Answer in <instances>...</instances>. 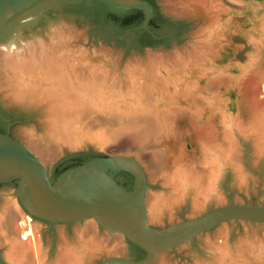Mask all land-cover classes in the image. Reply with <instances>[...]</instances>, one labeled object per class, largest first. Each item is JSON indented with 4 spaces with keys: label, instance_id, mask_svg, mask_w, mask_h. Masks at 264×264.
I'll list each match as a JSON object with an SVG mask.
<instances>
[{
    "label": "rangeland",
    "instance_id": "rangeland-1",
    "mask_svg": "<svg viewBox=\"0 0 264 264\" xmlns=\"http://www.w3.org/2000/svg\"><path fill=\"white\" fill-rule=\"evenodd\" d=\"M44 1L7 25L32 21L33 6ZM99 4L47 7L0 42V110L16 121L11 137L48 177L78 152L134 159L146 176L152 227L223 205L264 204V0H155L173 29L142 50L137 34L121 32ZM12 57L36 63L16 75L6 66ZM61 59L73 87L52 75ZM180 176L187 190L175 203ZM129 243L94 220L33 218L18 208L15 188L0 185V264L132 259ZM153 264H264V223L220 224L160 252Z\"/></svg>",
    "mask_w": 264,
    "mask_h": 264
},
{
    "label": "water",
    "instance_id": "water-1",
    "mask_svg": "<svg viewBox=\"0 0 264 264\" xmlns=\"http://www.w3.org/2000/svg\"><path fill=\"white\" fill-rule=\"evenodd\" d=\"M43 0H0V42L10 29L31 24L47 7L80 4L84 0H47L33 6L32 21L22 17L15 24L7 22L36 2ZM113 14L136 9L144 14L141 25L147 29L153 17L152 6L142 0H98ZM103 155V154H100ZM122 171L132 176L130 190L116 180ZM15 188V200L21 212L52 224H70L94 220L104 231L123 235L130 243L145 251L139 260L106 257L98 264H153L158 254L173 249L207 230L229 221L264 223V204H228L214 207L182 222L152 227L147 223L144 205L146 176L132 158L107 156L92 158L65 170L54 181L30 151L24 149L8 133H0V185Z\"/></svg>",
    "mask_w": 264,
    "mask_h": 264
},
{
    "label": "trees",
    "instance_id": "trees-1",
    "mask_svg": "<svg viewBox=\"0 0 264 264\" xmlns=\"http://www.w3.org/2000/svg\"><path fill=\"white\" fill-rule=\"evenodd\" d=\"M147 3H149L151 6H153V17L150 19L147 29H143L141 27L143 21H144V14L136 9H131L129 12L123 14V15H117L111 13L107 7L104 9H101V5L99 4V10H102V12L106 13V15H109L111 18L115 19L117 21V27L121 30V32H127L130 33H136L137 38L140 41L139 44H141V50L151 47L156 48L163 40V38L167 37V35H161L162 33H170V31L173 29H170V25L172 22L165 16L159 15V13L156 10L155 0H142ZM104 6V5H103ZM166 23V24H163ZM171 23V24H170ZM175 30H179V27H175ZM104 155L96 154L92 151H86V152H78L75 154H72L70 156H66V158L60 160L56 166L53 169L52 175L49 177L51 181H54L56 177H58L62 172H64L67 169L77 167L86 161L96 158V157H103ZM116 180L120 184V186L126 190L131 189V185L133 183L132 176L129 173L120 171L117 176ZM131 248L135 251L134 257L132 260H139L145 256V251L139 248L138 246L129 243Z\"/></svg>",
    "mask_w": 264,
    "mask_h": 264
},
{
    "label": "bare ground",
    "instance_id": "bare-ground-1",
    "mask_svg": "<svg viewBox=\"0 0 264 264\" xmlns=\"http://www.w3.org/2000/svg\"><path fill=\"white\" fill-rule=\"evenodd\" d=\"M38 56H43V57H46V56H48V54L46 53H44V51L43 50H38ZM35 61H32V62H30V63H26V62H23V61H20L19 60V58H10L7 62H6V66L7 67H9V69H11V70H14L13 72L17 75L18 74V72L20 71V70H25V69H29V68H32V65H30V64H32V63H34ZM36 63V62H35ZM53 65H55L54 66V68H51L50 70H51V72L53 73L52 75L53 76H58V78H59V80H64L67 84H68V86H70V87H73V85H72V81L71 82H69V78H70V80H71V77H72V73H71V69L69 68V67H67L68 65H67V61L64 59V60H55V61H53ZM39 66V65H38ZM41 66H43V64H41ZM16 69H17V71H16ZM25 71H28V70H25ZM68 81V82H67ZM64 83V82H63ZM87 84H85V86H86ZM94 85V84H93ZM95 86H97V85H95ZM97 88V87H96ZM95 88V89H96ZM88 89V88H87ZM91 89V88H90ZM90 89H88V91H90ZM91 92H92V89H91ZM90 95H91V97H92V93H90ZM90 95H86V96H90ZM86 98H88V97H86ZM85 98V99H86ZM82 99H84L83 97L80 99V100H82ZM89 100V99H88ZM89 101H91V100H89ZM79 102V101H78ZM80 103H83V101L82 102H80ZM93 103V102H92ZM75 105V104H74ZM77 105V104H76ZM75 105V106H76ZM85 105V104H84ZM80 106V105H79ZM74 107V106H73ZM77 107V106H76ZM78 108V107H77ZM216 175H217V173H216ZM216 175L212 178V181H211V183H210V186L208 187V191L206 192V196L207 195H209L211 192H212V190H213V188H214V186H215V182H216ZM176 180V179H175ZM174 180V181H175ZM179 181H177V183H175L174 181H173V183H174V185H176L177 187H176V194H175V192L173 193V195H172V197H173V199H172V197H170V196H168V198L170 197L171 199L170 200H173V202L175 201V203H177L176 201H178V200H180V199H182L183 197H184V195H183V193L184 192H186V190L187 189H183V185H184V183H185V178H183V177H179V179H178ZM182 181V182H181ZM175 190V189H174ZM173 190V191H174ZM183 193H182V192ZM183 196V197H182ZM210 196V195H209ZM167 199V198H166ZM164 200V199H163ZM169 200V199H168ZM165 201H167V200H165ZM162 203H164L163 201H162ZM163 205V204H162ZM157 207H159V206H157ZM160 209V208H159ZM157 210V209H156ZM161 210V209H160ZM158 211V210H157ZM156 211V212H157ZM95 247V246H94ZM98 248V247H97ZM102 248V247H101ZM69 252H71V251H69ZM68 252V253H69ZM74 252V251H73ZM92 253V252H91ZM97 253V252H96ZM71 254V253H70ZM74 254V253H73ZM78 254V253H77ZM93 254V253H92ZM67 255H69V254H67ZM81 255V254H80ZM74 256H75V254H74ZM76 257V256H75ZM77 257H78V255H77ZM90 257H91V255H90ZM81 259V258H80ZM89 260H91V259H89ZM79 261V260H78ZM80 263V262H79ZM78 263V264H79ZM74 264H77V263H74ZM82 264H83V262H82Z\"/></svg>",
    "mask_w": 264,
    "mask_h": 264
},
{
    "label": "flooded vegetation",
    "instance_id": "flooded-vegetation-1",
    "mask_svg": "<svg viewBox=\"0 0 264 264\" xmlns=\"http://www.w3.org/2000/svg\"><path fill=\"white\" fill-rule=\"evenodd\" d=\"M148 48L153 49L151 47ZM15 122L16 121L9 113L0 110V133H8L11 136V128Z\"/></svg>",
    "mask_w": 264,
    "mask_h": 264
}]
</instances>
